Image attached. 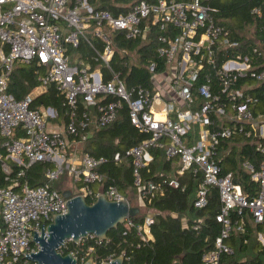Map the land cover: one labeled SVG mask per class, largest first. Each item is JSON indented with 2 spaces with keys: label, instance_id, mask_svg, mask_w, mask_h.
I'll return each mask as SVG.
<instances>
[{
  "label": "built area",
  "instance_id": "built-area-1",
  "mask_svg": "<svg viewBox=\"0 0 264 264\" xmlns=\"http://www.w3.org/2000/svg\"><path fill=\"white\" fill-rule=\"evenodd\" d=\"M207 1L135 0L127 12L114 14L97 8L92 0H0V147L6 149V158L19 165L29 166L39 160L55 163L46 171L47 181L43 184L33 187L24 180L13 187L0 185V264L34 263L26 252L39 249L33 241L35 230L40 234L43 223L47 226L54 220V213L68 210L67 198L52 185L65 170L75 184L83 185L75 193L96 199L104 191L111 200L125 198L113 184L106 190L94 191L91 184L102 185L105 180L99 168L107 158L90 152L71 156L66 138L69 134L86 138L85 132L93 126L114 122L124 103L129 107L132 124L149 134L126 151L133 159L135 184L141 197L152 199L163 194L165 183L185 189L193 177L202 173L193 204L205 208L212 188H218L221 209L216 220L222 224L221 232L214 248L206 251L198 264H220L223 253L232 254L234 249L226 240L235 229L245 231L249 213L256 223H264V117L253 113L252 104L257 97L246 92L245 86H237L238 79L247 75L264 79V66L258 69L252 57L244 54L228 56L217 63L215 53L237 42L231 40L229 30L216 23L214 12L218 9ZM254 11L262 14L257 8ZM155 28L161 32L157 52L165 67L158 70V61L154 60L147 65L152 88L144 84L128 86L122 71L112 65L114 33L145 38ZM171 28H178L179 33L172 36ZM83 41L92 49L91 56L82 49ZM123 52L137 57L132 48H123ZM32 61L38 66L40 81L35 89H46L54 83L66 96L69 120L63 131L47 128V121L58 116L54 107L33 108V91L16 98L8 89L16 64ZM207 65L216 69L217 84L205 73ZM202 75L206 81L195 88ZM197 93L202 97L200 102ZM109 96L113 98L107 100ZM79 97L85 104L81 113ZM213 115H225L240 125L236 129L230 125L213 129ZM245 126H250L247 133H254L263 153L259 167L249 160L243 162L251 178L259 183L258 193L252 198L235 180L233 172L222 173L218 157L221 139L246 131ZM197 127L198 137L189 142ZM18 128L24 130L19 136ZM151 147L165 148L167 159L178 165L174 171L162 174L161 181L150 179L143 183L141 168L153 159ZM115 159L121 160L119 152ZM0 160L3 169L10 173L11 167L1 153ZM24 172L22 168L19 175ZM126 220L129 226L135 225L130 218ZM154 221V216L147 214L144 222L137 225L143 240L154 239ZM193 227L198 229L201 223ZM97 238L99 243L104 240ZM259 238L264 245V234ZM92 250L91 246L89 251Z\"/></svg>",
  "mask_w": 264,
  "mask_h": 264
},
{
  "label": "trees",
  "instance_id": "trees-1",
  "mask_svg": "<svg viewBox=\"0 0 264 264\" xmlns=\"http://www.w3.org/2000/svg\"><path fill=\"white\" fill-rule=\"evenodd\" d=\"M134 1L92 0L97 8L110 10L114 14L127 12ZM207 2L218 9L214 12L216 23L229 30L231 40L237 42L236 45L225 48L226 51L215 53L217 63L220 64L228 56L244 54L252 57L253 64L261 69L264 66V0H208ZM255 8L259 9L262 14L256 13ZM158 29L155 28L145 38H127L121 31L114 33L115 54L112 65L122 71V77L128 86L144 84L152 88L151 72L147 65L153 60L158 61V70L164 69V59L160 58L157 52L158 36L161 34ZM169 33L174 36L179 33V30L171 28ZM123 48L134 49L137 57L126 55ZM82 49L89 56L93 53L86 41L82 42ZM36 69L38 66L35 61L16 64L8 87L16 98L25 97L40 84ZM205 73L210 75L213 84H217L216 69L212 65H207ZM204 81L206 78L202 75L195 88ZM237 86H245L246 92L257 97L258 100L252 104L253 113L256 117H264V79L247 75L238 79ZM112 98L109 96L107 100ZM223 98L226 99V97ZM196 99L199 102L202 101L201 95L197 93ZM31 106L33 108L52 106L59 111V117L55 120H69V105L65 95L58 91L54 83L49 84L45 91L36 95ZM78 109L80 113L85 109L82 97H79ZM213 117L215 119L213 129H220L225 125L236 129L240 125V123L230 121L225 115L220 117L213 115ZM245 127L246 131L236 132L231 137L221 139L218 157L221 159L222 173L233 172L235 180L241 183L244 192L252 198L258 193L259 183L251 178L243 162L249 160L259 167L263 160V153L254 133H247L250 126ZM23 133L24 130L18 128L16 135ZM85 133L86 138H83L82 134L68 135L69 155L75 149L74 144L81 142V152L106 157L107 161L99 168L105 174L102 190H106L108 185L113 184L126 198L133 201L132 199L137 197L139 187L135 184L133 159L126 155V151L149 137V134L140 132L132 124L127 103L123 104L114 122L99 127L93 126ZM150 150L153 159L147 166L141 168L143 183L150 179L161 181L164 177L162 174L175 165L173 160L167 159L165 148L151 147ZM117 152L121 154V160L115 159ZM0 153L11 167V172L7 173L0 160V185L3 186L13 187L17 182L24 180H28L30 186H38L47 181L46 171L55 166V163L49 160H39L29 166L19 165L13 159L6 158L5 148L0 147ZM22 168L25 172L19 175ZM67 176L69 174L65 170L59 179L52 182L53 187L63 191L62 182ZM202 180L203 176L200 173L190 180L185 189L165 183L163 194L152 199L143 198L146 207L153 209L152 215L155 221L151 226V231L154 239L143 240L138 232L137 225L143 223L146 216L145 212H141L130 217L135 225L129 226L125 220L117 227L111 228L107 238L101 243L97 241L96 236L84 238L81 243L68 240L61 247V251L64 254L73 251L79 263H85L93 257L95 264H99L121 254L124 255L125 264L200 263L203 254L214 248V241L222 228V224L216 220V214L221 209L218 188H212L210 203L207 207L197 208L193 204L196 190ZM71 182L75 184L72 178ZM76 186L82 188L83 185L76 183ZM91 187L94 191L99 189L94 184H91ZM94 200L95 197H87L89 203ZM233 218H237L236 213L233 214ZM198 222L201 223V227L195 229L193 226ZM260 231L264 232V223H256L249 213L246 218L245 231L235 229L226 240L233 247L234 252L232 254L223 253L220 264H264V245L258 237ZM91 246L93 250L89 251Z\"/></svg>",
  "mask_w": 264,
  "mask_h": 264
},
{
  "label": "water",
  "instance_id": "water-1",
  "mask_svg": "<svg viewBox=\"0 0 264 264\" xmlns=\"http://www.w3.org/2000/svg\"><path fill=\"white\" fill-rule=\"evenodd\" d=\"M62 194L67 198L68 210L54 213V220L47 226L43 223L40 234L35 230L33 241L39 244V249L29 254L26 252L33 259V264H79L73 251L67 254L61 251L68 240L81 243L90 234L106 239L111 228L141 211L139 206L132 205L130 199L111 200L104 191L92 203L84 194L71 189H64ZM84 264H95L94 258H89ZM99 264H125L124 255Z\"/></svg>",
  "mask_w": 264,
  "mask_h": 264
},
{
  "label": "crops",
  "instance_id": "crops-1",
  "mask_svg": "<svg viewBox=\"0 0 264 264\" xmlns=\"http://www.w3.org/2000/svg\"><path fill=\"white\" fill-rule=\"evenodd\" d=\"M37 87V86H36ZM40 88V87H39ZM37 89V88H36ZM35 88L32 90L33 91V93H34V91L36 90ZM44 89V88H43ZM47 89V88H46ZM46 89H44V90H42L41 92H43V91H45ZM31 91V92H32ZM40 92V93H41ZM35 96L36 95H38V94H34ZM65 98H66V96H65ZM67 100V99H66ZM38 108H41V109H45L46 107H38ZM56 109V108H55ZM57 110V109H56ZM58 111V110H57ZM57 117H59V111H58V116ZM56 117V118H57ZM66 123V121L65 120H63V121H58V120H55V118H53V119H49L48 121H47V128L49 129V130H60V131H63L64 130V124ZM198 132H199V129H198V127L197 128H195V130L192 132V134L189 136V138H188V141L189 142H192V141H194L197 137H198ZM66 138H67V141H68V135L66 136ZM69 142V141H68ZM78 143V142H77ZM74 144V147H75V149L73 150V153L71 154V156H76V157H79L80 155H81V153H79L78 152V150H76L77 149V147H78V144ZM69 144V143H68ZM174 166L169 170V171H167L166 173H169V172H172V171H174V167L175 166H177L178 165V163L177 162H175L174 161ZM94 185H96V186H98V190H100V189H102V185L101 184H99V183H93ZM74 186H75V188H76V191H77V186H76V184H74ZM64 190V189H63ZM74 192H75V190H74ZM259 234H258V237H260V234L262 233V234H264V232H258ZM260 239V238H259ZM261 241V240H260Z\"/></svg>",
  "mask_w": 264,
  "mask_h": 264
},
{
  "label": "rangeland",
  "instance_id": "rangeland-1",
  "mask_svg": "<svg viewBox=\"0 0 264 264\" xmlns=\"http://www.w3.org/2000/svg\"><path fill=\"white\" fill-rule=\"evenodd\" d=\"M42 90H44L42 87L37 88L34 91L33 94H39ZM80 143L81 142L77 143L78 144L77 150H78L79 153L82 151V145L80 146ZM62 187H63V189H71L73 191L74 190L76 191V188H75L74 184L71 182V176L70 175L66 177V180L64 182H62ZM132 200L133 201L130 200L131 203H132V205H135V206H139L140 207V209H141L140 213L141 212H145L146 215L153 213V209H148L146 207V205L144 204L143 197H141L139 190L137 192V197L136 198H133Z\"/></svg>",
  "mask_w": 264,
  "mask_h": 264
}]
</instances>
